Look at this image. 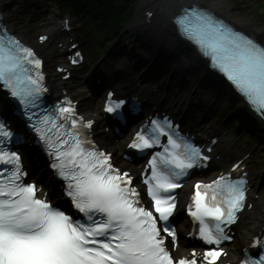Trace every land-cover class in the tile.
Instances as JSON below:
<instances>
[{
  "label": "snow or ice",
  "instance_id": "obj_1",
  "mask_svg": "<svg viewBox=\"0 0 264 264\" xmlns=\"http://www.w3.org/2000/svg\"><path fill=\"white\" fill-rule=\"evenodd\" d=\"M174 22L181 35L210 58L212 66L264 118V46L205 10L190 8ZM39 39L43 42L47 37ZM41 67L33 49L6 30L0 33V82L24 106L30 122L35 115L31 109L46 91ZM65 104L56 110L59 115H43L31 126L52 158L51 167L66 181L67 197L83 215L74 218L36 197V185L24 182L21 156L4 148L14 133L0 120V165L12 166L10 175L0 179V264H218L224 255L219 246L232 238L227 229L238 221L240 212L251 207L246 174L236 179L221 175L211 183L195 185V211H189L200 224V238L214 247L205 250L202 259L193 251L190 259L176 260L162 235L171 237L174 246L176 232L167 223L158 227L154 213L141 206L129 173L114 168L110 155L87 139L85 130L92 122L78 119L71 101ZM123 104L112 101L110 94L105 110L116 113ZM151 125L149 134L137 133L129 146L143 151L167 137L168 146L149 161L151 176L143 181L159 221L167 222L176 208L172 191L181 187L182 177L210 157L166 117L152 120ZM239 167L235 164L232 171ZM205 217H211L214 225L209 226ZM255 246L264 249V241L257 239ZM242 264L251 262L245 259ZM255 264H264V255Z\"/></svg>",
  "mask_w": 264,
  "mask_h": 264
},
{
  "label": "bare ground",
  "instance_id": "obj_2",
  "mask_svg": "<svg viewBox=\"0 0 264 264\" xmlns=\"http://www.w3.org/2000/svg\"><path fill=\"white\" fill-rule=\"evenodd\" d=\"M11 0H0V8L3 10L4 21L9 23L11 19L10 12H8L9 3ZM198 3L205 5L209 9L215 11L219 15H222L226 18L231 24L245 30L252 34L255 38L264 42V25L262 23L256 22L252 19H249L242 13H240L237 9L227 4L222 0H140L141 10L143 14L146 10L152 11L154 17H156L152 21H148L145 23V19H142V14L135 18L134 27L140 28V31L136 34L139 37V40L145 39L144 32L149 33L153 40L154 50L153 53L160 57L161 59L166 60L171 63L173 70V77L175 79L174 85L170 84L168 87L164 88V90H160L159 92V104L163 105L170 111H175L180 115H188V119L191 120L190 117L196 115L197 117H201L205 115V121L208 122V118L212 113V105L214 101L212 100V95L205 92L204 88H201V85H204L205 81L208 80V73L204 70L200 63L196 62V60L190 55L189 51L185 48H179L174 42L177 40L176 35H172L170 33V25L167 24L168 21L175 15V12L178 8L185 4L190 3ZM158 19L160 22L158 23ZM167 19V20H166ZM144 20V21H143ZM166 23H165V22ZM143 22V24H142ZM45 31L49 34L52 40H57L58 43L62 44V47L65 46V35L59 32L55 26L46 27ZM143 32V33H142ZM25 35V34H24ZM24 39H27L26 35ZM147 40V39H146ZM149 41V39H148ZM137 67L133 68V71L136 70ZM201 73L203 79H200V83L194 88V92L192 93V98L190 99L191 103L183 104L181 103L182 96L180 92L188 86V79L190 80L191 76H196V74ZM131 75L127 74V77ZM99 77V76H98ZM103 85L96 87L94 93H101L105 84L107 83L106 78H103ZM146 83H150L151 81L144 80ZM86 83V82H85ZM180 85V87H179ZM196 86V85H195ZM83 88V87H81ZM81 88H72L69 89V93L72 97L79 101V111L81 115L86 117L87 119L95 118L97 125L95 126V135L99 139L102 144H107L109 148L112 150L117 149V144L114 145L112 142V138L109 135L101 134L99 132L98 125L102 122L100 116L92 110V108L88 105L91 101V91L81 89ZM161 89V88H160ZM162 99V100H161ZM239 116H241L244 120H248L247 118H252V114L246 110L243 106L239 108ZM201 113V114H200ZM177 114V115H178ZM95 115V116H94ZM206 123V122H205ZM257 125L264 129V125L260 122H257ZM204 133H209L211 131L218 132L219 136H221L223 143L229 145L231 142L228 141L227 136L224 133V128L219 125H211L210 129L204 128ZM230 153L228 150H220L218 151V155L228 156ZM256 182H252L255 184ZM252 196L249 199L252 207L250 212H246L243 214V219L241 223H239L237 238L242 244H248L249 240L255 233L260 229L261 220L264 218V196L258 197L256 200L254 196L257 195L256 188L252 186ZM256 207V208H255ZM255 210V212H253ZM253 212V214H251ZM179 227L182 228V223H179ZM232 259V257H230Z\"/></svg>",
  "mask_w": 264,
  "mask_h": 264
},
{
  "label": "rangeland",
  "instance_id": "obj_3",
  "mask_svg": "<svg viewBox=\"0 0 264 264\" xmlns=\"http://www.w3.org/2000/svg\"><path fill=\"white\" fill-rule=\"evenodd\" d=\"M226 2L227 4L231 5L235 9H237L240 13L248 17L249 19H252L256 22L262 23L264 25V0H222ZM37 3H29L28 0H11L8 7V12H10L11 19L9 20V25L12 28V30L16 33L23 34L27 33L28 36V42H32L34 35L37 32L43 31L45 25L48 23L50 19L49 15V5L51 4L52 0H36ZM117 3V2H116ZM29 4V5H28ZM54 6V5H52ZM141 11V3L140 0H131V3L126 7V10L123 11L122 16H124L128 12H134V15L137 16L139 12ZM126 12V13H125ZM76 22L81 21L78 19H81V17L78 15L74 17ZM167 20V19H166ZM158 22H160L158 20ZM165 22V21H164ZM128 21H126V24ZM161 23V22H160ZM166 23V22H165ZM135 29V31H134ZM133 31L129 30L127 33H125L122 37L118 38L115 43L108 41L106 44H104V47L102 49H106L101 54H96V56H93L92 58L89 57L88 54V62L85 65V69L82 71L84 74L81 73V71L76 72L75 78L67 83L68 88H73L78 85L84 87L83 80L87 79V81H90L91 74L95 73V71L99 72L101 71V67H106L109 72L113 73L114 69H118L123 66H127L129 63V59H123L119 61V55L122 53H127L128 55L133 50H138L143 53L142 59H139V61L144 62L142 63V66H146V64L149 62V60L152 57V53L154 50L153 46V40L149 33L144 32L145 39L139 40V37L136 35L137 31L139 29L134 28ZM143 33V32H142ZM147 39V40H146ZM149 39V41H148ZM84 48V47H83ZM40 54H43L46 60L47 67L49 68L52 63L56 59V55L54 50L50 46H45L37 49ZM132 59L134 61L136 60L135 57ZM154 57V56H153ZM90 58L92 59L90 62ZM131 58V57H130ZM155 57L152 59L154 60ZM118 60V61H117ZM138 61V60H136ZM166 66H170L172 68L171 63L166 62ZM166 66L164 68H166ZM169 70L170 68L167 67ZM140 70L134 71V75L138 77L140 75ZM111 75V74H110ZM170 76L168 74H162L160 75L154 82L153 85L155 86H162L167 83ZM202 78V75L200 73L196 74V76H191L190 80L188 79V86H186L185 89H183L180 92L181 103L183 104L189 101V98L192 94V91H194V88L198 86V82H200V79ZM52 81L53 78L51 79ZM90 83V82H89ZM196 85V86H195ZM205 92L208 94H211L215 101H217V104L213 108V115L210 118V122L216 123V124H223L226 128L227 133H229L227 136L234 140L236 143V146L233 149V154L235 157V154H238V151L240 150L238 146H244L246 151L252 154V159L250 162V170L251 173L254 176L255 181H258V189L260 190V197L264 196V141L257 142L256 140L253 141V143H246L243 135L247 134V132H238L237 134L230 133L229 128H232L235 131L237 125H238V117H239V108L240 105L237 103L231 102V99L228 95L218 94L214 90L210 89L208 86H205ZM225 93V92H224ZM100 99H97V97H94V101L91 104L92 110H96L97 105L100 103ZM98 114V112H96ZM249 135V134H247ZM237 248L240 246V243L237 241L236 244ZM235 251V249H234Z\"/></svg>",
  "mask_w": 264,
  "mask_h": 264
},
{
  "label": "trees",
  "instance_id": "obj_4",
  "mask_svg": "<svg viewBox=\"0 0 264 264\" xmlns=\"http://www.w3.org/2000/svg\"><path fill=\"white\" fill-rule=\"evenodd\" d=\"M66 11L79 12L84 16L85 27L92 31V41L114 40L122 23L128 20L131 12L122 16L131 0H57ZM117 2V3H116ZM89 29V30H91Z\"/></svg>",
  "mask_w": 264,
  "mask_h": 264
},
{
  "label": "water",
  "instance_id": "obj_5",
  "mask_svg": "<svg viewBox=\"0 0 264 264\" xmlns=\"http://www.w3.org/2000/svg\"><path fill=\"white\" fill-rule=\"evenodd\" d=\"M171 33H172V35H174L173 31H171ZM176 42H177V46L179 48H185L189 52L194 53V51L192 50V48L190 47V45L187 42L181 41V40H176ZM196 58H197L196 61L198 63H200L202 66H205V63L203 62V60L201 58H199V57H196ZM207 76H208V81L211 84L212 88L218 89L219 91L220 90L221 91H231L230 87L228 85H226L223 81H221L217 75H215L213 73H208ZM232 95H233V93H232ZM233 96H234L233 98H235V100L239 102V99L235 95H233Z\"/></svg>",
  "mask_w": 264,
  "mask_h": 264
}]
</instances>
